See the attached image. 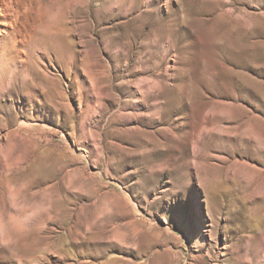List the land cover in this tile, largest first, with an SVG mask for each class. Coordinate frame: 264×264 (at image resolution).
Wrapping results in <instances>:
<instances>
[{"label": "rangeland", "instance_id": "rangeland-1", "mask_svg": "<svg viewBox=\"0 0 264 264\" xmlns=\"http://www.w3.org/2000/svg\"><path fill=\"white\" fill-rule=\"evenodd\" d=\"M21 10L0 23V264H264V0Z\"/></svg>", "mask_w": 264, "mask_h": 264}, {"label": "bare ground", "instance_id": "bare-ground-1", "mask_svg": "<svg viewBox=\"0 0 264 264\" xmlns=\"http://www.w3.org/2000/svg\"><path fill=\"white\" fill-rule=\"evenodd\" d=\"M0 6H1L0 7V23L3 24L5 20L6 24H10L9 26H11L15 23V19H16V22L17 21L18 22L20 21V23L22 22L21 17L23 16H22V10H21V0H0ZM9 20H11V22ZM7 21L9 23H7ZM9 35L11 36L12 34H9ZM17 38L18 37L16 36V44L18 42ZM11 39L13 42L15 41L12 37Z\"/></svg>", "mask_w": 264, "mask_h": 264}]
</instances>
